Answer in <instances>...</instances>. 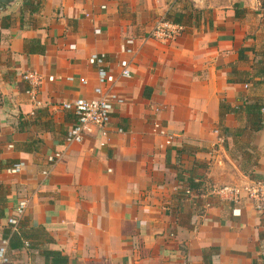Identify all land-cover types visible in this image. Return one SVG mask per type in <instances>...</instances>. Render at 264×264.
Wrapping results in <instances>:
<instances>
[{"label":"crops","instance_id":"crops-1","mask_svg":"<svg viewBox=\"0 0 264 264\" xmlns=\"http://www.w3.org/2000/svg\"><path fill=\"white\" fill-rule=\"evenodd\" d=\"M36 1L32 16L23 0L0 12V246L22 199L20 227L35 239L4 264H46L44 249L66 264H264V212L184 193L190 178L221 185L264 174V0ZM163 15L183 27L172 40L149 36ZM26 40L44 54H27ZM92 53L115 73L129 61L130 77L114 86L123 103L106 136L90 127L65 145L75 118L61 103L94 97ZM28 71L41 76L36 107ZM246 103H262L258 130ZM221 104L240 108L221 114Z\"/></svg>","mask_w":264,"mask_h":264},{"label":"built area","instance_id":"built-area-1","mask_svg":"<svg viewBox=\"0 0 264 264\" xmlns=\"http://www.w3.org/2000/svg\"><path fill=\"white\" fill-rule=\"evenodd\" d=\"M182 28L181 24L163 15L154 22L149 36L154 40L168 41L176 37L182 31ZM133 44V38L125 39L122 49L123 52L125 54H132ZM105 58V54L103 53H92L87 59L88 63L94 68L96 74L97 85L93 88L94 97H79L61 103L62 108L70 110L75 118V123L69 127L66 133L64 139L65 145L81 142L83 134L90 127L98 128L102 136H106V128L111 122V115L114 107L123 103V98L117 94L114 86L118 77H130L129 61L127 59H121L119 61V70L115 73L105 65ZM22 78L27 83L26 93L29 95L35 107L38 106L39 101L36 96L37 88L41 82V76L36 71H28L23 74ZM51 78L52 77H49V79ZM68 79L71 80L72 78L68 77ZM79 82L82 84L87 83L84 78H79ZM154 110L157 111V108ZM158 126L159 125L155 123V127ZM118 130L120 131V129ZM171 139V135H168L165 143L169 145ZM61 156L62 152L56 151L47 159L52 165L55 164ZM20 166L21 163L13 164L7 171L16 173L20 170ZM203 189V192L199 193L194 189L186 187L184 193L193 198H211L234 204L246 200L252 203L256 211L264 212V174L258 179H248L239 184H205ZM27 203V199L20 200L15 206L13 214L7 219V224L10 227L11 233L18 231ZM7 243L8 239L1 240L0 264L8 262L6 258ZM24 244L27 245V242H24Z\"/></svg>","mask_w":264,"mask_h":264},{"label":"trees","instance_id":"trees-1","mask_svg":"<svg viewBox=\"0 0 264 264\" xmlns=\"http://www.w3.org/2000/svg\"><path fill=\"white\" fill-rule=\"evenodd\" d=\"M23 6L28 7L29 14L32 16L35 12L39 10L40 3L36 0H23ZM236 15V12H235ZM22 21V18H21ZM174 22L181 24L177 20H173ZM10 25V18L6 17L1 21V28H7ZM24 50L27 54H39L42 55L45 52V45L41 44L39 41L36 40H26L24 43ZM262 107V103H246L244 106V110L249 115L251 113V122H253L252 127L254 129H259L263 125L262 121V113L260 112V108ZM240 107H231L227 104H221L220 105V113L222 114L223 111H229V112H235L239 111ZM222 131H225V129H221ZM248 170H245V172ZM247 173V172H246ZM249 174V171H248ZM205 182L199 180V179H188L187 180V187L191 189H195L196 191H201L200 189L204 185ZM4 208V201L2 196H0V217L3 216V209ZM3 239H8L7 248H6V258L9 260V254L8 251L12 248H21L24 244V242H27V248L33 249L34 246V235L33 233H27L24 229H22L19 225V229L16 232H10V227H6L3 232ZM40 241V239H38ZM25 245V244H24ZM42 254L45 259L46 264H66L67 259L62 258L58 252L44 249L42 251Z\"/></svg>","mask_w":264,"mask_h":264},{"label":"water","instance_id":"water-1","mask_svg":"<svg viewBox=\"0 0 264 264\" xmlns=\"http://www.w3.org/2000/svg\"><path fill=\"white\" fill-rule=\"evenodd\" d=\"M18 0H0V12L5 11L7 8L13 6Z\"/></svg>","mask_w":264,"mask_h":264}]
</instances>
